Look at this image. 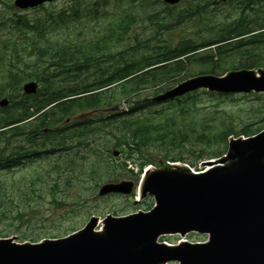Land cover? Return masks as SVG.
<instances>
[{
    "label": "trees",
    "instance_id": "obj_1",
    "mask_svg": "<svg viewBox=\"0 0 264 264\" xmlns=\"http://www.w3.org/2000/svg\"><path fill=\"white\" fill-rule=\"evenodd\" d=\"M121 2L68 0L56 11L39 6L45 11L42 18L14 13L0 20V97L9 99V105L0 108V173L21 166L24 159L58 156L26 183L0 176V222L13 219L12 213L18 219L35 213L31 204L43 197L42 191L53 202L66 204V198L56 200V194L65 196L71 182L64 178L59 184L58 179L68 170L74 172L80 158L95 157L78 172L98 183L120 170L110 161L112 149L157 166L166 160L193 164L221 155L228 136L260 130L261 125L246 124L237 131L232 120L214 125V117L196 118L199 95L206 92L187 94L156 109L150 98L185 76L264 68V0L219 5L196 0L184 8L161 0H126L122 14L101 26L100 33L84 30ZM141 12L153 30L149 34L134 32ZM29 80L38 89L24 95L22 84ZM106 129L109 139L102 137ZM14 138L27 145L11 146ZM47 176L52 184H45ZM141 205L150 207L145 200ZM47 234L61 236L59 230ZM8 235L0 228V237Z\"/></svg>",
    "mask_w": 264,
    "mask_h": 264
},
{
    "label": "water",
    "instance_id": "obj_2",
    "mask_svg": "<svg viewBox=\"0 0 264 264\" xmlns=\"http://www.w3.org/2000/svg\"><path fill=\"white\" fill-rule=\"evenodd\" d=\"M54 0H14L20 9ZM180 0H164L168 4ZM34 81L23 85L36 91ZM205 87L220 92H264V70L227 73L224 77L189 79L158 100ZM7 99L0 105H7ZM117 154V152H114ZM205 172L187 167L153 169L145 173L140 197L152 195L156 206L148 212L107 215L101 231L91 217L78 231L37 243L0 238V264H264V131L248 139H232L227 155ZM133 182L103 185L99 193H130ZM196 231L208 241L177 245L157 242L167 233Z\"/></svg>",
    "mask_w": 264,
    "mask_h": 264
},
{
    "label": "rangeland",
    "instance_id": "obj_3",
    "mask_svg": "<svg viewBox=\"0 0 264 264\" xmlns=\"http://www.w3.org/2000/svg\"><path fill=\"white\" fill-rule=\"evenodd\" d=\"M195 3L196 0H183L177 7L179 8L181 6V8H184ZM67 4L68 0H56L55 2L51 4H45L44 6L48 7L50 10L56 11L63 9ZM110 6L111 5H109V7ZM125 6L126 0H122V2L119 3L117 7H115L114 4L112 8L107 10L105 19L100 18V20H93L90 22L89 28L85 27L84 30L89 33H100L101 26L105 25L107 21L111 20L113 17L122 14L121 10L124 9ZM14 13L25 15L27 18L31 19L42 18L45 15L44 10L27 9L20 11L13 6V0H0V20L7 19L10 14ZM138 18V24L134 26V32L142 34L151 33L153 30L151 29L150 24L142 21L143 12L140 13ZM3 33L4 31L0 29V34ZM55 33L58 37H60L59 32L56 31ZM188 34L189 31L187 28L184 32V35L187 37ZM233 99L234 101L231 102L225 97L212 98L203 95L200 97V103L198 104L195 111H193V115L200 119L214 117L215 120L211 121V124L214 125L218 124L222 120H232L237 131H240L241 128L246 124H251L253 128L259 125H264V95L257 98L254 95L243 96L242 94H235ZM159 107L160 106L154 107V109ZM241 136L244 137L243 135ZM102 137L104 139L110 138L108 129H106L105 132H102ZM20 144L24 146L27 145L24 140L15 138L11 140V146L13 147ZM102 155L103 157H107L108 153L102 152ZM57 157V154L51 153L49 155H41L40 157L32 158L29 161L25 160L21 166L7 172H2L0 173V176H9L15 184H23L28 182L33 176L37 174L41 175V173L51 166L52 162ZM184 158H186V156H184ZM94 159L95 157L93 155L85 159L80 158L79 165L73 169L74 172L68 170L66 176L63 175L58 179L59 184L65 182L62 181L64 178L70 179L69 181L71 182L70 186L65 189V196H63L62 193L56 194V200L64 197L66 198V204L59 205V203L53 202L51 195H49L48 192L42 191L41 194L43 197H40L42 199L36 197L35 201H33L31 204L32 208L35 210V213L29 212V214L24 216L23 219H18L16 217L17 215L12 213L10 217L14 216V218L2 220L0 222V228L4 227V230L9 231V237H14L16 242H30V239L22 238L23 234L27 237H50L47 232L51 231L52 233L59 230L61 235H63L64 233L62 232L68 229L70 230L71 227H73V229L81 228L92 215L101 219L106 214L114 215V211H116V215L120 216L135 212L137 210H143L142 208L132 207L131 194H98L99 188L106 182L132 180L134 183H136L134 178L130 176L132 175L131 170L134 174H139L141 168L143 169L144 167L141 161L137 157L129 158L122 153L112 155L110 161L115 163V165H119L120 167V170L117 171V175L114 177L103 178L102 181L95 183L94 180H88L85 175L82 176L78 172L79 166L85 169L87 167L86 163H91ZM201 160L203 159L197 160L198 162L195 166H193L196 170L202 168ZM51 175L54 176V174ZM45 182V184H52L54 181L49 176H47L45 177ZM39 185V183L36 184V186ZM99 227H101V224ZM185 238L191 241L199 240L198 236L195 234H189ZM161 239L168 243H176L181 239V237L171 235L165 236Z\"/></svg>",
    "mask_w": 264,
    "mask_h": 264
},
{
    "label": "bare ground",
    "instance_id": "obj_4",
    "mask_svg": "<svg viewBox=\"0 0 264 264\" xmlns=\"http://www.w3.org/2000/svg\"><path fill=\"white\" fill-rule=\"evenodd\" d=\"M146 170H147V172H148V171L153 170V169L150 168V167H147Z\"/></svg>",
    "mask_w": 264,
    "mask_h": 264
}]
</instances>
